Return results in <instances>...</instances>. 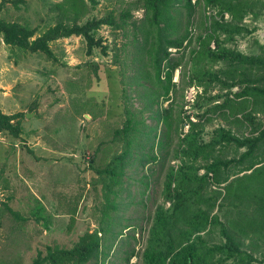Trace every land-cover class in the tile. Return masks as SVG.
Instances as JSON below:
<instances>
[{
  "label": "rangeland",
  "instance_id": "1",
  "mask_svg": "<svg viewBox=\"0 0 264 264\" xmlns=\"http://www.w3.org/2000/svg\"><path fill=\"white\" fill-rule=\"evenodd\" d=\"M84 1L85 14L75 23L70 0H0V28L18 32L15 39L8 31L15 41L7 44L0 31V264H50L87 234L98 236L99 249L84 264H152L146 255L156 243L155 212L170 210L178 198L190 206L191 224L200 222L186 229L199 231V239L189 237L206 258L201 264H233L216 249L222 243L219 224L208 223L212 216L225 223L227 183L264 166V115L256 108L250 129L233 118L239 106L234 102L231 118L223 117L214 104L242 85L208 84L203 74H189V50L204 34V16L217 9L196 5L187 25L188 10L173 4L174 35L187 27L192 41L184 43V53L167 50L179 66L172 72L174 90L164 99L143 52V1ZM248 1L252 12L237 23L242 30L230 40L219 35V41L250 56L264 49V0ZM121 10L130 15L124 28ZM110 12L114 24L100 23ZM57 23L87 33L51 39L50 56L24 47L23 40L31 43ZM155 112L166 122L156 126ZM127 118L135 126L124 134ZM144 125L155 126L146 137ZM256 137L248 157L259 164L244 171L250 162L240 160L248 147L239 142L248 138L251 144ZM126 139L132 140L130 152L118 162ZM120 167L118 182L110 170ZM250 245L253 256L245 264H264V232Z\"/></svg>",
  "mask_w": 264,
  "mask_h": 264
},
{
  "label": "trees",
  "instance_id": "2",
  "mask_svg": "<svg viewBox=\"0 0 264 264\" xmlns=\"http://www.w3.org/2000/svg\"><path fill=\"white\" fill-rule=\"evenodd\" d=\"M142 1L145 11V16L142 20L145 29L143 34V52L147 55V65L153 69V78L162 90L161 95L164 99L169 98L170 91L174 90V83L171 81L172 72L179 66L177 60H171L170 52L167 50L174 48L177 52L184 53V43L189 45L192 41L191 33L187 27L181 35H174L177 27L170 13L173 4L182 2L184 9L188 10L187 25H191V10L196 5L201 4L203 9L208 7L217 9L215 15L204 16V34L195 38L197 45L189 50V74H197V77L203 74L202 78L205 77L208 84L212 81H218L225 86L226 81L230 80L231 83L228 87L236 84L242 85V88L236 92L224 94L222 102L214 104L213 108L219 111L223 117L231 118L227 117V115L232 113V109L237 108L235 107L237 105L230 104L239 102L233 118L241 122L242 125L245 123L247 127L254 129L250 116L255 112L256 108L264 115V49L260 46L258 55L247 56L223 47L219 41V35H223L226 40H230L233 35L242 30L237 23L242 21L247 13L252 12L253 6L251 3L248 0H195V3H191V0ZM86 8L87 5L84 0H70L67 6V9L72 12L73 22L75 23L80 17L84 16ZM224 13L230 16V21L223 19ZM128 18H130L129 10H121L119 20L122 21L123 28L127 24ZM114 20L113 13L110 12L100 23L113 25ZM115 28H120V26ZM81 29L82 27H78L76 24L70 27L57 23L51 30H48L31 43H27L24 40L22 43L25 48H29L31 51L39 50L46 56H50L47 42L54 38L68 37L73 34L83 33L86 35L87 31ZM0 31L4 34V41L7 44L18 39V32L11 26H3ZM8 31H10L12 36L14 32L15 39L10 40L8 38ZM148 39L150 41L146 45ZM211 43L214 45L213 48L210 46ZM181 56L182 54L179 57ZM218 63H222L223 66L217 70H212V65ZM162 73L164 77L161 76ZM195 79L191 78L189 84H193ZM196 85L199 86L201 84ZM151 100L157 102V97L154 95ZM247 106L250 107L248 111L246 110ZM156 108L149 109L154 112ZM239 108L240 110L245 109L242 111V117L236 116ZM154 117L156 126L159 120L162 122L167 120L166 116L161 117L157 112H155ZM134 126L135 123L132 124V120L127 118L122 128L123 133L127 134L129 130H133ZM144 128L147 129L142 133L144 137L148 135L150 130H155V126L149 128L144 125ZM257 139L258 137L251 138V144L248 138H244L239 142L240 147H248L247 152L241 154L240 163H243V161L250 162L244 171H252L253 166L259 164H255L254 161L251 162V157H248L252 155L250 149L255 150L256 144L254 142ZM131 142L132 140L126 139L124 144L126 148L115 157V160L119 162L126 157L130 152ZM151 159L155 160L156 158L152 156ZM254 169L255 172L242 175L235 183L231 180L224 187L222 199L226 202L225 223L217 222V218H213L214 216L209 219L208 223V225L219 224L222 243L216 246V249L222 253L226 260H232L233 264H245V261L251 259L254 251L250 245L252 239H258L264 232V166H257ZM120 173L121 167L117 170H110L112 178H115L117 174L120 175ZM116 178H118L119 182V176ZM186 203V200L178 198L172 201L170 210H163L160 207L159 211L155 212L157 224L153 236L156 239V243L153 251L146 255L149 263L153 264L155 261H161L163 264L166 259L167 264H201L206 259L199 252L198 244L193 242L195 239L200 238V235H198L199 231L194 230L190 233L186 229V227L197 226L200 223L194 224L193 222L191 224L190 219L186 216V213L190 211V206ZM229 208L233 210H229ZM195 220L199 219L195 217ZM189 236H194V240ZM98 240L99 238L96 234L94 236L87 234L77 247L56 255L52 260H49V263L84 264L92 256H97L99 249ZM246 240L248 241L247 244L244 243ZM211 252V249H207L208 254ZM33 264L41 263L36 260ZM212 264L216 263L212 262Z\"/></svg>",
  "mask_w": 264,
  "mask_h": 264
}]
</instances>
